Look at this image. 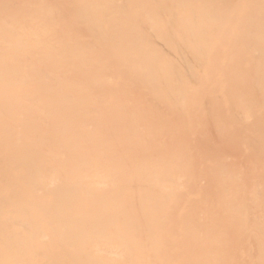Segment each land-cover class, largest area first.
<instances>
[{
	"label": "bare ground",
	"instance_id": "obj_1",
	"mask_svg": "<svg viewBox=\"0 0 264 264\" xmlns=\"http://www.w3.org/2000/svg\"><path fill=\"white\" fill-rule=\"evenodd\" d=\"M0 264H264V0H0Z\"/></svg>",
	"mask_w": 264,
	"mask_h": 264
}]
</instances>
